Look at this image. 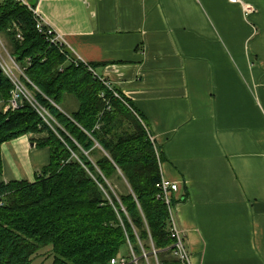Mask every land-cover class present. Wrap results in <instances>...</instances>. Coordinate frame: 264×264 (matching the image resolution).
<instances>
[{
  "label": "crops",
  "instance_id": "obj_1",
  "mask_svg": "<svg viewBox=\"0 0 264 264\" xmlns=\"http://www.w3.org/2000/svg\"><path fill=\"white\" fill-rule=\"evenodd\" d=\"M26 2L144 115L192 264H264V0Z\"/></svg>",
  "mask_w": 264,
  "mask_h": 264
},
{
  "label": "trees",
  "instance_id": "obj_2",
  "mask_svg": "<svg viewBox=\"0 0 264 264\" xmlns=\"http://www.w3.org/2000/svg\"><path fill=\"white\" fill-rule=\"evenodd\" d=\"M0 36L54 120L44 122L28 104L0 111V264H32L46 249L52 264H110L132 252L145 261L143 252L155 259L154 250L159 264H180L169 251L170 218L158 198L159 161L144 115L71 63V52L50 46L19 0H0ZM12 90L0 69V101ZM25 134L49 149L50 163L34 182L5 183L2 147Z\"/></svg>",
  "mask_w": 264,
  "mask_h": 264
},
{
  "label": "built area",
  "instance_id": "obj_3",
  "mask_svg": "<svg viewBox=\"0 0 264 264\" xmlns=\"http://www.w3.org/2000/svg\"><path fill=\"white\" fill-rule=\"evenodd\" d=\"M24 5L28 7V9L33 13V16L36 21V29L37 32L43 36V39L50 45L56 48H59L60 51L66 50V46L62 37L56 33L54 29L50 26L46 25L44 19L42 18L41 14L38 13L37 9L30 6L26 0H19ZM231 3H238L240 0H229ZM245 13L248 15L254 12V8L249 5H245L244 7ZM16 31V40L19 42L24 41L23 34L15 26ZM4 38L0 36V69L3 71L4 75L7 77L9 82L13 85V90L11 92V100L10 105L4 110L5 112L8 111H16L20 109L23 105L28 104L32 107L40 117L44 119V122L50 123L49 120L54 121L48 111L43 108L36 100L35 94L29 87H32L35 92H39L38 88L33 85L26 75V70L22 68L12 57L8 45L4 43ZM6 41V40H5ZM71 63L75 65H82L84 66L94 77L100 79V81L104 84L106 88L113 91L111 83L103 79L102 77L98 76L96 73V69H94L91 64L82 61L78 58H73ZM115 97L119 98L117 93H114ZM102 96H104L102 94ZM151 142L156 146L155 140L151 135ZM158 157L160 155L157 153ZM158 158L159 168H160V181L156 185L159 195L158 198L164 202L168 209V214L170 218V237L173 240V246L169 249L171 250V255L173 254L175 259L179 261L180 264H192L190 255L186 249L185 242H184V235L179 230L175 217H174V202L175 196L180 191V185L176 182H173L167 179L162 170V163L161 159ZM151 255L157 260V251H153ZM173 257V256H172ZM142 258L148 263L149 256L145 251L143 252ZM158 261V260H157ZM140 258L136 257L135 254L132 252L131 258L126 257H117L111 260L110 264H139Z\"/></svg>",
  "mask_w": 264,
  "mask_h": 264
},
{
  "label": "rangeland",
  "instance_id": "obj_4",
  "mask_svg": "<svg viewBox=\"0 0 264 264\" xmlns=\"http://www.w3.org/2000/svg\"><path fill=\"white\" fill-rule=\"evenodd\" d=\"M3 40H4V43L7 44L5 39H3ZM67 65H69V64H66L65 66H67ZM10 100L8 99V101H6L7 103L2 102V100L0 101V111H3V113L5 112L4 110L10 105ZM71 102L72 101L70 99V103ZM72 108L76 109V105L73 102L71 104V109ZM48 124H53V123H48ZM33 139H34L33 135L25 134V135H22L20 137H17V139L15 138L14 140L9 142V145H14L15 149L20 154V159L15 158V159H13V162L9 164L16 170V174H13L12 178H16L20 182L27 179V177L32 179L29 182H34L36 175L41 173V170H42L41 166L32 165V163H31V160L35 159V154L38 155V159H36V161L37 160L45 161V163H46L50 160V151L48 148L45 149V148H37L36 147L33 151L35 154H32V156H30L28 154L27 157L25 156L24 153H22L24 151L26 152V150L29 151V144H34L32 141ZM9 145H8V147H9ZM2 152H3V147H2ZM155 153H156V156L158 159L159 157H158L157 153L158 154H160V153H159L157 147L155 149ZM30 168H32V170ZM38 168H39V170H38ZM25 176H27V177H25ZM184 242H185V246L187 249L185 239H184ZM49 251L50 250H47V249L43 250V252L39 256H37V258H34L32 264H52V262H53L52 257L53 256L51 254H49ZM124 255H125V253H124ZM189 255H190V253H189ZM172 256H173V258H175L173 254H172ZM190 258H191V256H190ZM149 261H150V263L149 262L147 263L146 261H140L139 264H155L154 260L152 258H150Z\"/></svg>",
  "mask_w": 264,
  "mask_h": 264
}]
</instances>
